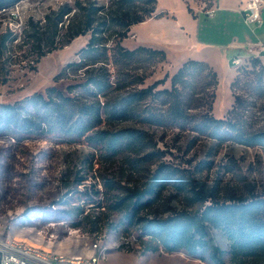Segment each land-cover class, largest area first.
Wrapping results in <instances>:
<instances>
[{
	"label": "rangeland",
	"instance_id": "obj_1",
	"mask_svg": "<svg viewBox=\"0 0 264 264\" xmlns=\"http://www.w3.org/2000/svg\"><path fill=\"white\" fill-rule=\"evenodd\" d=\"M77 1L21 0L0 10V41L10 35L0 52V104H14L35 93H45L54 85L66 89L87 75L88 68L93 69L89 66L56 81L68 63L78 60V52L90 38L88 34L65 43L69 21L80 17ZM93 1L110 12L111 8H117L119 0ZM185 1L194 11L203 12L213 4L212 0ZM64 5L73 11L69 17L65 16L66 23L60 26L61 32L54 39L57 48L41 58L40 52L48 51L51 46L46 15ZM32 24L39 30L41 42L31 36L35 32ZM258 35L264 40L260 31ZM126 48L136 46L130 41L126 42ZM246 65L249 71L254 69L249 60L243 66ZM107 68L121 82L135 75L146 77L143 86L166 79L160 88L171 87V77L178 69L147 59L108 64ZM241 70L242 81L237 92L251 103L245 120L254 128H264V97L248 86L251 78L243 72L246 68ZM218 75L213 115L221 119L233 106L231 83L235 78L231 79L230 70L222 67ZM130 89L132 86L126 90ZM72 96L81 102L95 101L81 88H75ZM146 104L157 111L163 109L160 104L149 101ZM194 114L199 115L200 111ZM99 124L100 129L110 133L144 129L151 147L125 148L115 156L86 141L0 139V234H11L68 255L96 254L103 264H207L183 251L145 252L141 225L135 223V216L133 222L127 217L131 210L126 207L128 200H122L128 194L126 188L148 183L159 169H172L190 181L204 183L209 189L216 187L221 200L264 194V147L214 139L199 133L195 123L184 128L169 124L149 126L132 119L106 116ZM163 196L173 200V206L178 209L199 207L190 206L193 201L189 200L188 192L179 191L172 182L163 189ZM148 215L142 213V217ZM212 236L218 245L229 250V242L220 231L213 230Z\"/></svg>",
	"mask_w": 264,
	"mask_h": 264
},
{
	"label": "trees",
	"instance_id": "obj_2",
	"mask_svg": "<svg viewBox=\"0 0 264 264\" xmlns=\"http://www.w3.org/2000/svg\"><path fill=\"white\" fill-rule=\"evenodd\" d=\"M19 1L0 0V10ZM212 2L208 9L214 5ZM187 6L195 16L192 7L188 3ZM76 8L80 17L69 21L65 43L88 34L90 38L78 52V60L68 63L56 76V81L89 66L93 69L88 68L87 75L66 89L54 85L45 93H35L14 104H0V139L86 141L100 145L115 156L125 148L150 146L151 140L144 129L129 128L116 133L100 129L99 123L108 116L132 119L149 126L169 124L184 128L195 123L199 133L214 139L264 147V128H254L245 120L251 103L237 92L242 81L241 69L245 67L243 72L251 78L248 86L259 97H264L262 59L249 60L254 68L251 71L247 65L237 68L231 83L233 106L225 118L219 119L213 115L219 75L204 61L191 59L185 62L171 77L170 88H160L166 79L143 86L146 77L140 75L123 78L121 82L107 68L108 64L120 65L139 59L167 62L163 50L146 46L128 49L123 45L133 25L156 15L158 0H119L117 8H111L110 12L97 1L78 0ZM72 11L64 5L46 15L51 46L48 51L40 52L41 58L57 48L54 39L61 32L60 26L66 23L65 16L69 17ZM32 25L35 32L31 36L41 42L39 30ZM9 36H3L0 41V52L6 47ZM130 86L132 89L126 90ZM75 88L83 89L95 101L81 102L73 97ZM148 101L160 104L163 109L157 111L146 104ZM195 111L200 114H194ZM171 182L179 191L188 192L189 200L193 201L190 206L199 207L189 210L173 206V200L168 201L163 196V189ZM126 189L128 194L122 200H128L126 207L131 210L127 217L133 222L135 216V223L141 225L145 252L173 254L183 251L207 264H264V194L221 200L216 187L209 189L204 183L190 181L183 173L172 169H159L148 183ZM144 212L149 215L142 217ZM213 230L226 237L228 251L216 243Z\"/></svg>",
	"mask_w": 264,
	"mask_h": 264
},
{
	"label": "crops",
	"instance_id": "obj_3",
	"mask_svg": "<svg viewBox=\"0 0 264 264\" xmlns=\"http://www.w3.org/2000/svg\"><path fill=\"white\" fill-rule=\"evenodd\" d=\"M246 4L247 0H219L213 5L216 14L210 18L206 10H195L194 16L185 0H158L156 15L133 25L123 45L126 47V42L132 41L136 48L146 46L165 51L168 68L179 69L194 59L208 63L217 72L220 67L230 70L234 79L236 69L232 59L246 56V46L256 39L244 22L242 10ZM162 13L167 15L157 16ZM259 31L264 35V26Z\"/></svg>",
	"mask_w": 264,
	"mask_h": 264
},
{
	"label": "built area",
	"instance_id": "obj_4",
	"mask_svg": "<svg viewBox=\"0 0 264 264\" xmlns=\"http://www.w3.org/2000/svg\"><path fill=\"white\" fill-rule=\"evenodd\" d=\"M216 4L219 0H213ZM216 7L206 10L210 18L216 14ZM264 0H247L242 10L246 26L256 35V39L246 46V56L237 55L232 59L235 68L243 66L250 59L264 58V40L257 35L264 26ZM0 264H103L102 258L92 255H68L54 252L21 240L11 234H0Z\"/></svg>",
	"mask_w": 264,
	"mask_h": 264
}]
</instances>
